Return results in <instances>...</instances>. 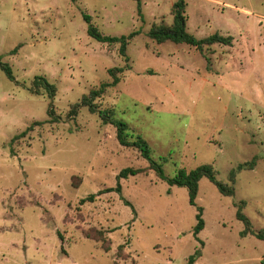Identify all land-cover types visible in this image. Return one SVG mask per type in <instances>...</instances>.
Returning a JSON list of instances; mask_svg holds the SVG:
<instances>
[{
  "label": "rangeland",
  "instance_id": "rangeland-1",
  "mask_svg": "<svg viewBox=\"0 0 264 264\" xmlns=\"http://www.w3.org/2000/svg\"><path fill=\"white\" fill-rule=\"evenodd\" d=\"M176 1L0 0V57L14 77L0 68V264H186L196 250L192 264L263 258L264 239L241 234L236 204L264 231V0H184L188 33L231 37L202 53L147 35L172 24ZM89 23L103 35L137 33L123 56L118 43L90 36ZM113 67L119 81L94 100L97 110L81 105ZM35 76L55 85L52 97L30 90ZM100 109L129 126V140L148 143L164 178L117 141ZM203 164L232 195L202 176L192 205L185 186L168 183ZM125 167L145 171L105 191ZM197 207L204 226L195 233Z\"/></svg>",
  "mask_w": 264,
  "mask_h": 264
},
{
  "label": "trees",
  "instance_id": "trees-1",
  "mask_svg": "<svg viewBox=\"0 0 264 264\" xmlns=\"http://www.w3.org/2000/svg\"><path fill=\"white\" fill-rule=\"evenodd\" d=\"M185 5L186 3L184 0H177L176 2H174L171 8V14L173 15L172 24L171 25L153 24L152 27L147 31V35L159 43L164 42L166 40H170L175 43H187L194 46L201 53L203 52L204 46H209L215 43L228 44V45L231 44L230 36H221L217 33H214L203 39H196L192 34L188 33L185 29L186 27ZM137 6L138 8L140 7L139 2L137 3ZM85 18L89 22L90 20L89 17L86 16ZM87 32L97 41L105 43L108 49H112V46L118 43L119 44L118 51L123 56H125V50L129 39L132 38L137 33L134 31L129 33L128 35H121V36L103 35L91 23L88 24ZM0 68L5 72L6 76L10 80H14L10 65L6 62H3L1 60V57H0ZM114 71L119 72L120 67L110 68L109 74L112 76V80L110 82L101 83L98 88L92 89L88 94L83 95L80 104L87 106L91 111H96L97 106L94 103V100L101 96V94L105 91L106 87L115 85L119 81V78L118 76H116ZM41 88L44 89L45 92L50 97H52L56 91L55 85L50 83L45 77L35 76L32 81V86L30 90L36 94H39L41 93L40 92ZM48 114L52 115L53 110L48 109ZM98 114L101 120L103 121V123H110L115 126L116 138L121 145L127 147H134L135 149H137L140 155L149 161L148 168L154 169L158 177L164 178L161 166L151 159L149 145L142 137L137 135L134 137V139L129 140L128 137L131 135V132H129L130 129L129 126L124 121L114 119L112 117V112L110 110L100 109L98 110ZM24 133L25 131L22 132L20 135H24ZM253 166H254V162L253 160H251L249 162L239 164L237 166V169H242V168L252 169ZM143 171H145V169L141 167L122 168L116 175L117 182L115 187L106 188L105 191L113 190L116 192H121V184H120L121 178H126L129 175H136ZM202 176H205L207 179H209L216 186V188L221 194L223 195L233 194V190L230 186L216 179L211 164H203L189 171H186L184 168H179L176 174L168 179V183L170 185L185 186L188 189L189 203L194 205L197 194L198 181ZM100 192L101 191L97 193L88 194L86 197L81 198L79 203L82 204L87 201L92 202L95 199L96 195L100 194ZM125 203L130 204L127 200H125ZM236 205H237L236 217L242 220L245 225L241 234L245 235L247 233H252L258 238L264 239V231L252 230L247 217L243 214L241 209L244 205V201H240ZM201 215H202V209L200 207H197V213H196L197 223L195 225V233H198L204 226V221ZM99 233H101V231H99ZM86 237H90V234L88 232H86ZM199 255H200L199 250H196L193 254L188 256L186 264H192L197 259V257H199ZM254 264H264V256L259 262Z\"/></svg>",
  "mask_w": 264,
  "mask_h": 264
}]
</instances>
